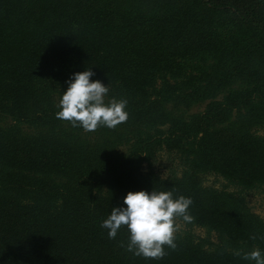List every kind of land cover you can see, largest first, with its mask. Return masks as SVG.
Instances as JSON below:
<instances>
[{
	"label": "trees",
	"instance_id": "16d2710c",
	"mask_svg": "<svg viewBox=\"0 0 264 264\" xmlns=\"http://www.w3.org/2000/svg\"><path fill=\"white\" fill-rule=\"evenodd\" d=\"M147 1L152 8L144 0H0V112L19 122L28 117L38 121L43 116L35 108L42 104L45 87L59 83L62 94L66 81L86 69L95 73L93 80L109 84V92L127 100V123L134 125L165 115L163 108L157 115L149 113L157 85L176 103L181 93L173 89L191 88L192 103L210 100L206 113L190 116L189 122L171 115L169 133L156 131L138 143L184 153L191 137L198 142L196 150L189 144L192 156L208 170L243 183H264V138L250 135L248 127L218 129L215 125L222 122H212L245 107L255 124L264 123V22L257 19L264 14V1ZM209 56L214 62L208 68L225 77L203 87L199 84L206 79L192 77L186 66L193 57L205 65ZM245 79L247 89L231 87ZM224 87L219 103L214 99ZM9 131L0 136V264H251L239 255L203 249L190 236H176V248L164 246L162 259L128 252L126 228L109 239L101 227L113 208L125 206L92 194L103 180L119 190L190 197L189 223L249 239L264 249V226L257 218L234 200L228 202L225 193L202 191L192 176L160 181L144 174L137 154L118 160L110 151L76 142L14 143ZM56 172L67 178L65 186L50 179Z\"/></svg>",
	"mask_w": 264,
	"mask_h": 264
},
{
	"label": "rangeland",
	"instance_id": "374dc122",
	"mask_svg": "<svg viewBox=\"0 0 264 264\" xmlns=\"http://www.w3.org/2000/svg\"><path fill=\"white\" fill-rule=\"evenodd\" d=\"M144 1V6L148 9L153 7L150 1ZM250 1L251 0H243L241 3L247 4ZM261 13H264V8L261 10ZM257 19L263 23L264 14L258 15ZM233 57L231 58V61L234 60ZM193 58L194 60L191 58L188 59L190 61V66H186V70L192 77H197L199 79L205 78L207 80L203 81V79L199 84L200 86L205 87L207 82L212 83L217 77H225L224 74L217 75V72L219 71L214 73L212 69L208 68L214 62L211 56L208 57V60L205 62L206 64L204 63L205 65L201 64L200 57ZM201 65L205 66V68L200 69L199 66L202 67ZM245 69L246 68H244V75ZM231 70V67L228 68L227 75L230 74ZM199 71L201 74L207 76L204 77L203 75H200ZM231 75H234V73L232 72ZM167 82L171 87H174V83H176L169 76H167ZM58 84L59 83H50V86L45 87L47 92L41 93L39 101H41L43 105L38 101L41 105L38 106V108H35V110L41 113L43 117H40L38 121L34 120L35 118L28 117L19 122L14 120L15 118H8L0 112V136H4V133L10 129L8 133L10 142L26 144L28 139H31V146L37 147H41L38 143L44 142L46 139L58 140L62 143H67L66 145L76 142L81 146L86 145L92 148L96 147V149L100 148L105 151H110L112 155L118 158V160L133 158L132 155L137 154V163H140V169L147 176L150 175L160 181H175L182 179L184 176H192L199 189H202V191L212 190L217 193H225L228 202L234 200L241 207L243 212L257 218V220L264 226V183H243L229 179L215 171L208 170L209 168L207 169L205 166L199 164L195 160V157L192 156V150L190 149L196 150L198 142L197 139H192L191 137L184 142L186 147L184 148L186 150L184 153L175 147H169L166 145L155 146V144L151 145L152 143H150L148 146H144L143 144L138 143L140 140L146 139L147 135H156V131H165L166 133H169L172 126L169 124L171 115L174 117L182 115V118L189 122L188 118L190 116L206 113L208 107L207 104L210 103V100L192 103L195 98L191 96L188 97V95L192 94L193 90L184 87L180 88V90H177V88L173 89L175 92L181 93V97L179 98L181 102L176 103L177 99L175 96H165V90H161L160 86L157 85V95H149L150 102L153 103V107L149 113H152L153 115L156 113L157 115L161 112V108H163L165 111L163 117L158 116L151 120L141 119L142 121H139V123L135 125L127 123V121H129L127 120L114 129L98 127L93 132H86L80 127H72L69 122L57 118V113L60 111L58 105L63 94H59L61 93V88H59ZM231 87L235 90L240 88L242 90L244 88L247 89V81L246 79L243 83L236 81ZM227 89L228 87L220 88L217 92L216 99L214 100L219 103L223 101L222 99L224 95H226ZM138 97L140 96L131 98L138 101L140 99ZM112 99L117 101L121 100L117 93L109 92L105 97V102L107 103ZM49 106H52L55 109L51 113L47 112V107ZM233 109L235 110L227 113L229 118L225 119L220 116L217 119H213V123H216L217 121L222 122L221 124L215 125L216 128L233 129V127H248L250 135L264 138V123L258 125L255 124V120L249 118V114H247L245 107H242L240 110L239 108ZM161 121L164 122L163 125L160 124ZM35 123H37V125H35ZM242 123H244V125ZM189 144L192 145L191 148ZM190 161H194L195 165L193 163V165L190 164ZM26 175L31 176L32 174L26 173ZM76 176L78 177V175ZM50 179L54 180L55 183L64 186L68 182L62 172L52 174ZM110 183L105 180L99 185L93 183L95 186L94 188L91 187L92 194L101 197L103 202L107 201L122 204L126 194L130 191L119 190L112 186L110 187ZM23 198L30 201L29 196L26 194L23 195ZM236 199L238 201H236ZM175 226L177 228L175 237L190 236L195 243L201 245L203 249L210 252L223 251L229 254L243 256L246 252H251L257 248L261 249L254 242L249 241V239H234V235L221 233L207 227V225L202 226L185 222L182 218L176 219ZM248 262L254 264V262Z\"/></svg>",
	"mask_w": 264,
	"mask_h": 264
},
{
	"label": "clouds",
	"instance_id": "9594fccd",
	"mask_svg": "<svg viewBox=\"0 0 264 264\" xmlns=\"http://www.w3.org/2000/svg\"><path fill=\"white\" fill-rule=\"evenodd\" d=\"M94 76L91 69H86L74 73L66 81L67 90L60 99L57 118L86 132H93L98 127L114 129L129 118L127 100L112 99L106 103L109 84L105 86L100 80H93ZM192 204L190 197L173 198L171 191L129 192L123 200L126 207L113 208L101 227L107 230L109 239H115L121 228H126L128 252L146 259H162L167 255L164 246L170 249L177 246L176 219L192 221L189 212ZM242 258L254 264H264V250L254 249L244 253Z\"/></svg>",
	"mask_w": 264,
	"mask_h": 264
}]
</instances>
